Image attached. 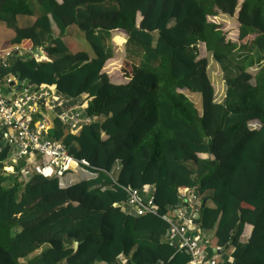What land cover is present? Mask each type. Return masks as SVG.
I'll use <instances>...</instances> for the list:
<instances>
[{
  "label": "trees",
  "instance_id": "obj_1",
  "mask_svg": "<svg viewBox=\"0 0 264 264\" xmlns=\"http://www.w3.org/2000/svg\"><path fill=\"white\" fill-rule=\"evenodd\" d=\"M219 14L237 15L240 41L254 39L231 44L209 22ZM21 16L34 20L22 26ZM0 24L11 46L29 41L47 56L18 52L0 79L55 86L69 105L87 96L89 120L79 135L58 118L47 132L85 163L66 172L85 176L72 184L35 170L22 179L26 161H9L13 145L0 139V264H190L165 220L183 207L181 189L201 197L195 228L234 250L219 264H264V0H0ZM74 26L93 52L64 42ZM115 31L135 69L123 84L104 71ZM199 43L223 72V103ZM185 91L201 96V112ZM126 189L153 200L155 214L124 211Z\"/></svg>",
  "mask_w": 264,
  "mask_h": 264
},
{
  "label": "built area",
  "instance_id": "obj_2",
  "mask_svg": "<svg viewBox=\"0 0 264 264\" xmlns=\"http://www.w3.org/2000/svg\"><path fill=\"white\" fill-rule=\"evenodd\" d=\"M20 47H13L12 51L5 56L0 54V64L6 66V58H15L18 52H29L28 54L33 55L37 61L47 60L43 50L33 51L30 49L25 52ZM13 78L15 77L7 78V83L13 84V86L7 85L5 93L0 86V133L7 142L16 146V157H38L35 169L37 172L49 175L54 173L61 178L65 176V172L76 171L80 168V164L85 165L84 162H79L69 155L60 142L50 141L47 138V132L52 127L54 118H58L68 127L70 133L80 134L83 125L88 121L82 117L88 107V97L85 96L79 105H76L78 103L69 105L68 100L61 99L57 95L54 90L55 86L39 87L36 90L34 87L26 88L24 84L20 86L12 82ZM16 80L18 81V79ZM36 115L42 117L35 124ZM126 192L129 198L127 203L122 206L125 210H133L140 216L148 213L155 214L153 200L145 202L137 190L126 189ZM145 192H148V188L145 189ZM180 200L183 207L175 211V215L165 217L170 228V240L177 243L181 250H185L190 255V264H219L216 256H210L200 230L195 228L192 223L191 216L195 219L199 218V210L202 206L201 197L195 190L181 189ZM188 209L190 214L187 212ZM214 250L215 253L223 251L219 247H215ZM233 252L234 250L231 249L230 254ZM232 260V258L229 259L230 262Z\"/></svg>",
  "mask_w": 264,
  "mask_h": 264
},
{
  "label": "rangeland",
  "instance_id": "obj_3",
  "mask_svg": "<svg viewBox=\"0 0 264 264\" xmlns=\"http://www.w3.org/2000/svg\"><path fill=\"white\" fill-rule=\"evenodd\" d=\"M140 18L141 17H139V19ZM209 22L217 23L219 25L218 29L221 30L225 34L227 40L229 42H231V44H234L236 46H240L241 44H245V43H250L254 39V36H249L244 41L239 40V38H238L239 37V24L237 21V15L229 17V16H225L223 14H219V17L216 16V17L210 18ZM69 30L70 31H69V34L67 36V41L65 39V43L71 48L72 51L93 52L91 47L89 46L86 38H85V34L82 31H80L78 29V27L74 26V27H71ZM9 32H10V29L7 30V29L3 28L2 26H0V46L5 43L7 36L10 35ZM11 33H12V31H11ZM117 38H119L121 41H117L116 40ZM126 41H127V36L125 33L116 32V31L112 32V39L110 41V45L112 46L114 56H113V58H111V60H109L107 62L108 64H106L104 66V71L108 74V76L110 77V79L113 83H117V84L127 83L134 74L133 73L135 70L134 65L126 57V52H125ZM12 48H13V46H11V49ZM197 48H198L199 58L200 59L201 58H207L209 60L208 61V74H209L210 80L212 82V85L215 89V101L217 103H223L225 100L226 89H227L226 85H225V81H224L223 72H222L220 66L218 65V63L216 61H214L213 57L206 50V46L204 43H199L197 45ZM43 52L46 53V50L45 51L43 50ZM30 55L28 54V56H30ZM46 61H39V62H46ZM250 72L252 74H255L256 69H251ZM13 79L14 80L12 82H15L21 86L22 83H21L20 79H18V81L15 78H13ZM0 85H6L7 86V85H10V83H7V79H5V80L0 79ZM25 87L28 88V86H25ZM2 89H3V87H2ZM185 94L187 95V97H189V99L191 101H193L197 110L199 112H201L202 111L201 96L199 94H193V93H189L186 91H185ZM79 104L80 103H78L76 105H79ZM81 110H83V109H81ZM87 123H89V120L87 121ZM252 126L258 127V123L257 122L252 123ZM76 135H79V134H76ZM1 138H3L2 134H1L0 139ZM37 160H38V157H34V158H26V157H19V156L16 157V146L15 145L13 146V150L11 151L10 158H9V161L13 162L14 164H17L18 162L20 163V161H26L25 162L26 166L22 169V172H21L22 179H25V180L28 177V173H30L32 170L36 169ZM46 162H47V159H46L45 163ZM40 165H41V163H40ZM64 174H66V172ZM13 175L17 176L18 174L15 172ZM83 177H85V176L82 174V172H74L73 174H70L68 177H67V175H65L62 179L66 184H72L74 182H77L79 179H81ZM69 180H73V181L68 182ZM66 184H64V185H66ZM142 198L144 199L143 196H142ZM70 206H71V204H67L68 208H70ZM123 210L126 211L124 208H123ZM201 235L203 238V242L205 241V244L207 246L208 252L210 253V256L211 257L216 256V260L219 263L226 261L227 259L229 261V259L232 258V254H230V251L232 248L226 249L225 252L222 251V252L215 253L214 248L216 247V240L214 239V236L212 235L213 237L212 236L208 237L204 234H201ZM220 253H222V255L218 256L217 254H220ZM232 262H233V260H232Z\"/></svg>",
  "mask_w": 264,
  "mask_h": 264
},
{
  "label": "crops",
  "instance_id": "obj_4",
  "mask_svg": "<svg viewBox=\"0 0 264 264\" xmlns=\"http://www.w3.org/2000/svg\"><path fill=\"white\" fill-rule=\"evenodd\" d=\"M34 20V18L33 17H25V16H21V17H19V23L22 25V26H27V25H29V24H31L32 23V21ZM0 26H2L3 28H5V29H7L4 25H2V24H0ZM8 30V29H7ZM11 31L12 30H10V35L9 36H7V38H6V41H5V43L3 44V45H1L0 46V54L1 55H3V56H5L6 54H8L9 52H11L12 51V49H11V45H10V40L14 37V32L12 31V33H11ZM54 31L57 33L58 32V30H57V28H56V26H54ZM69 34V33H68ZM68 36V35H67ZM65 39H66V41H67V37H65L64 38V42H65ZM30 47H31V45L29 44V41H25L23 44H22V46L20 47L21 48V50H23V51H25V52H28L29 50H30ZM54 90H56V88L54 87ZM49 115H52V114H49ZM52 126V125H51ZM50 127V126H49ZM247 229H249V230H247ZM246 229V234L248 233H250V231H251V228L249 227V228H247ZM249 231V232H248ZM218 256H221L222 255V253H220V254H217Z\"/></svg>",
  "mask_w": 264,
  "mask_h": 264
},
{
  "label": "water",
  "instance_id": "obj_5",
  "mask_svg": "<svg viewBox=\"0 0 264 264\" xmlns=\"http://www.w3.org/2000/svg\"><path fill=\"white\" fill-rule=\"evenodd\" d=\"M14 59V58H12ZM1 87H3V93H5V88H7L6 85H0ZM10 86H13V84H11ZM0 137H1V134H0ZM206 203H207V200H204L203 202V208L206 206ZM250 237L248 238V241H249ZM175 245V244H174ZM74 246H75V250L77 251L78 248H79V243L78 242H75L74 243ZM175 248H177V246L175 245Z\"/></svg>",
  "mask_w": 264,
  "mask_h": 264
},
{
  "label": "bare ground",
  "instance_id": "obj_6",
  "mask_svg": "<svg viewBox=\"0 0 264 264\" xmlns=\"http://www.w3.org/2000/svg\"><path fill=\"white\" fill-rule=\"evenodd\" d=\"M176 245V244H175Z\"/></svg>",
  "mask_w": 264,
  "mask_h": 264
}]
</instances>
